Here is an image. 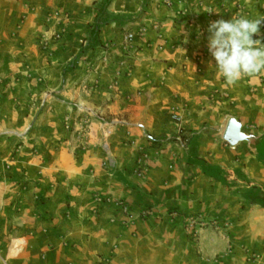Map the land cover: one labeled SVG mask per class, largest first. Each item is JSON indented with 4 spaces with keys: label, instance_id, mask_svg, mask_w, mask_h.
I'll return each mask as SVG.
<instances>
[{
    "label": "crops",
    "instance_id": "crops-1",
    "mask_svg": "<svg viewBox=\"0 0 264 264\" xmlns=\"http://www.w3.org/2000/svg\"><path fill=\"white\" fill-rule=\"evenodd\" d=\"M234 15L264 0H0V264L15 237L26 264L111 253L132 230L119 202L135 223L154 205L264 232V74L228 86L208 51Z\"/></svg>",
    "mask_w": 264,
    "mask_h": 264
},
{
    "label": "rangeland",
    "instance_id": "rangeland-1",
    "mask_svg": "<svg viewBox=\"0 0 264 264\" xmlns=\"http://www.w3.org/2000/svg\"><path fill=\"white\" fill-rule=\"evenodd\" d=\"M31 148L36 153L37 143ZM245 203L240 214L250 209ZM130 213L127 223L132 230L111 253L90 259L73 257L59 264H264V232L238 214L226 218L190 215L174 222L178 215L174 209L148 205L138 212L135 223ZM154 215L164 223L154 222ZM26 246L24 237L11 240L4 247L10 250L9 261L26 264L22 261Z\"/></svg>",
    "mask_w": 264,
    "mask_h": 264
},
{
    "label": "clouds",
    "instance_id": "clouds-1",
    "mask_svg": "<svg viewBox=\"0 0 264 264\" xmlns=\"http://www.w3.org/2000/svg\"><path fill=\"white\" fill-rule=\"evenodd\" d=\"M262 23L264 16L234 15L230 20L219 19L209 24L208 51L226 85L264 74V42L254 39Z\"/></svg>",
    "mask_w": 264,
    "mask_h": 264
},
{
    "label": "built area",
    "instance_id": "built-area-1",
    "mask_svg": "<svg viewBox=\"0 0 264 264\" xmlns=\"http://www.w3.org/2000/svg\"><path fill=\"white\" fill-rule=\"evenodd\" d=\"M163 3H165L166 5H169L171 3V0H161ZM146 31V24H140L138 27H136L134 30L129 31L126 33V40L128 42L133 41L136 37H140L142 36V34ZM173 120L180 122L181 121V116L178 114H173L172 115ZM65 128L66 130L70 133V135H81L82 132L85 131L84 127H77V119L74 117H69L67 116L65 119ZM171 138V137H169ZM172 138H174L172 136ZM175 139L177 141H179L183 146H188V144L190 143V135L188 133H186V131H184V129H182L181 127H178V130L175 134ZM105 148H108V144L105 143L104 144ZM125 211L128 215H130V211H129V206L127 203L124 202H119L118 203ZM171 214H173V211H170Z\"/></svg>",
    "mask_w": 264,
    "mask_h": 264
},
{
    "label": "trees",
    "instance_id": "trees-1",
    "mask_svg": "<svg viewBox=\"0 0 264 264\" xmlns=\"http://www.w3.org/2000/svg\"><path fill=\"white\" fill-rule=\"evenodd\" d=\"M263 206H264V200L262 202H260Z\"/></svg>",
    "mask_w": 264,
    "mask_h": 264
}]
</instances>
